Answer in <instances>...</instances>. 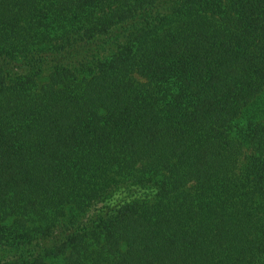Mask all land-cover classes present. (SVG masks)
Wrapping results in <instances>:
<instances>
[{
	"label": "trees",
	"instance_id": "1",
	"mask_svg": "<svg viewBox=\"0 0 264 264\" xmlns=\"http://www.w3.org/2000/svg\"><path fill=\"white\" fill-rule=\"evenodd\" d=\"M0 264H264V0H0Z\"/></svg>",
	"mask_w": 264,
	"mask_h": 264
}]
</instances>
